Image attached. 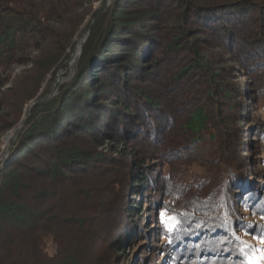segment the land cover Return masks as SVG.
<instances>
[{
    "label": "trees",
    "instance_id": "trees-1",
    "mask_svg": "<svg viewBox=\"0 0 264 264\" xmlns=\"http://www.w3.org/2000/svg\"><path fill=\"white\" fill-rule=\"evenodd\" d=\"M99 1L0 0V78L30 66L0 93V137L51 92ZM247 98L264 113V0H111L73 77L31 109L0 163V264H117L127 189L143 196L154 173L181 191L216 188L191 198L183 223L235 222ZM156 159L171 173L151 170ZM166 230L175 251L203 229Z\"/></svg>",
    "mask_w": 264,
    "mask_h": 264
},
{
    "label": "rangeland",
    "instance_id": "rangeland-1",
    "mask_svg": "<svg viewBox=\"0 0 264 264\" xmlns=\"http://www.w3.org/2000/svg\"><path fill=\"white\" fill-rule=\"evenodd\" d=\"M101 2L102 0L90 5L93 11L100 8ZM105 2L106 0L104 4ZM89 19L84 22L81 30L84 29ZM77 61L72 69L68 66H62L63 62L56 71L55 81L58 71H60L62 83L72 78L76 71ZM230 65L234 70L238 69L236 63H231ZM29 67V64L13 65L6 73H3L0 78L1 80L8 74L11 77L2 85L0 93L10 88L14 77ZM64 67H67L66 71L63 70ZM64 74L66 75L64 76ZM236 75L243 74L237 70ZM239 82H241L240 86L244 88L248 86L247 82L249 81L241 77L239 78ZM54 85L55 83L53 84V88ZM254 102L255 98L252 100L247 98L244 103L246 104L247 113L251 115L249 122L252 123L249 124L247 121L239 125V139L242 147H237L238 158L245 163V168L241 173L244 176L241 179L244 180L241 184L243 189L236 190L237 186L235 187L237 196L241 195L240 197H243L242 203L236 201L234 204L237 220L235 222L228 220L229 223H225L227 221L215 223L214 220L209 219H197L195 221L196 218L191 217L190 220L183 223L184 219L179 217H185L182 211L189 210L193 202L191 198L195 197L194 195L201 197L203 192L208 194V198L213 197L215 191L212 190L216 188L211 189L207 185L211 190L210 192H206L208 188L203 185V187H199L196 191H189L187 187L181 191V188L175 184H168L166 176H163L161 179L156 176L157 173H154L150 176L153 187L144 191L143 196L139 195L131 187L127 189L125 200L131 210L128 209L129 211L126 213L125 218V223L129 224L128 228L123 233L121 232L122 237H127L120 239L119 247L115 249L116 258L114 261L117 264H264V188L262 187L264 186V128L261 131L262 135L259 138H254V132L259 128L256 126L263 122L264 113L259 110V107ZM32 106L24 109L23 116L15 128L0 137V154L3 153V150H5L13 136L11 132L16 130L19 125L24 124L26 118L29 116V109ZM252 140L256 141V144H251L250 141ZM110 145V143L106 142L104 148ZM119 148L121 149L122 147L119 146ZM155 162L156 166L151 168V170L160 169L159 172L163 173L165 171V175L171 173L169 172V166L161 164V160L156 159ZM158 162L161 163L159 164ZM173 177L176 178L175 175ZM185 180L186 184H188V179ZM183 184L185 185L184 182ZM133 186L140 187L139 184H134ZM254 190L255 194H252L251 199L248 198L250 194L244 195L245 192L253 193ZM254 197H257V199ZM133 209L137 210V214H134ZM161 224L167 230L171 228L172 224H180V227H183L184 231L191 230L193 226H196L197 230L200 227L203 230L197 234L196 238L185 239V241L182 239L183 237L179 238L181 241H179V245L174 251L173 246H170L172 239L159 237ZM217 225L221 226L217 231H212V233L206 232L207 228L210 227L212 230ZM222 227L223 230L221 229ZM165 232L162 234L165 237L169 236V233Z\"/></svg>",
    "mask_w": 264,
    "mask_h": 264
},
{
    "label": "water",
    "instance_id": "water-1",
    "mask_svg": "<svg viewBox=\"0 0 264 264\" xmlns=\"http://www.w3.org/2000/svg\"><path fill=\"white\" fill-rule=\"evenodd\" d=\"M110 2H111V0H106V2H105V4H104V6L102 7V9H101V10L98 12V14L94 17V19L92 20V22H91V24L88 26V28L82 33L80 39H81L82 37H84V39H83L82 45H81L80 49L78 50V52L76 51V50H77V49H76V45H77V44H76L75 47H74V49H73V52H72L70 58H69L67 61H65V62L63 63L62 66H68V67H70V69L73 68V66L75 65L76 61L79 59V57H80V55H81L82 47H83V45H84V43H85V40L87 39V37H88V35H89L90 31H91L93 25L95 24V22H96L97 18L99 17V15H100L101 13H103V12L108 8V6L110 5ZM61 83H62V79H61V76H60V71H58V73H57V77H56V81H55V85H54V88H53V90L51 91V93H50L49 95L45 96L44 98L38 100V101H37V102H36V103H35V104L29 109V111H31V109H32L34 106L39 105V104H41V103H43V102L49 100L50 98L54 97V96L57 94L58 87H59V85H60ZM22 127H23V124L19 125L18 128H17L16 130H14V131L11 132V133H13V136H12V138L10 139V141H9L7 147L5 148V150H3V153L0 154V162L4 161L5 158L7 157L8 153H9V151H10V148H11L12 145L14 144V142H15V140H16L18 134L20 133V131H21V129H22Z\"/></svg>",
    "mask_w": 264,
    "mask_h": 264
},
{
    "label": "bare ground",
    "instance_id": "bare-ground-1",
    "mask_svg": "<svg viewBox=\"0 0 264 264\" xmlns=\"http://www.w3.org/2000/svg\"><path fill=\"white\" fill-rule=\"evenodd\" d=\"M84 37H82L81 39L79 38V40L77 41V45H76V51L78 52V50L80 49L82 42H83Z\"/></svg>",
    "mask_w": 264,
    "mask_h": 264
}]
</instances>
